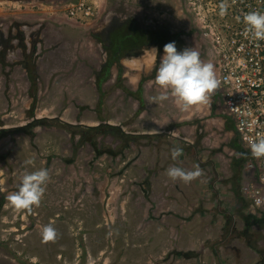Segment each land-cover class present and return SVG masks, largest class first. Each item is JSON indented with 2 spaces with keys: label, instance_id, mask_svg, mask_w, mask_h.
<instances>
[{
  "label": "rangeland",
  "instance_id": "rangeland-1",
  "mask_svg": "<svg viewBox=\"0 0 264 264\" xmlns=\"http://www.w3.org/2000/svg\"><path fill=\"white\" fill-rule=\"evenodd\" d=\"M75 1L0 0V264H264V222L247 220L242 193L244 147L217 89L227 135L207 129L208 115L177 122L170 91L152 102L169 42L196 50L217 78L205 33L218 32L228 1L95 0L87 21L67 14ZM54 120L113 128L91 142ZM171 166L201 174L172 180ZM39 169L49 172L39 205L15 208L7 197Z\"/></svg>",
  "mask_w": 264,
  "mask_h": 264
},
{
  "label": "built area",
  "instance_id": "built-area-1",
  "mask_svg": "<svg viewBox=\"0 0 264 264\" xmlns=\"http://www.w3.org/2000/svg\"><path fill=\"white\" fill-rule=\"evenodd\" d=\"M226 1L229 4H224V24L218 32L210 30L205 34L210 38V56L218 69L217 87L223 110L232 121L234 132L247 154L242 193L252 214L262 216L264 157H254L249 142L264 136V40L245 37L242 18L252 11L264 13V0ZM67 14L81 21L94 19L97 16L96 1L72 2Z\"/></svg>",
  "mask_w": 264,
  "mask_h": 264
},
{
  "label": "clouds",
  "instance_id": "clouds-1",
  "mask_svg": "<svg viewBox=\"0 0 264 264\" xmlns=\"http://www.w3.org/2000/svg\"><path fill=\"white\" fill-rule=\"evenodd\" d=\"M237 19L241 18L237 17ZM242 21L245 25L243 32L245 37L256 41L264 40V13L249 12L243 16ZM163 51L164 54L156 69L155 81L165 91L153 97L152 102L158 104L168 100L169 91L181 110H188L197 103L205 102L208 94L216 89L219 83L213 64L203 62L199 53L191 47L178 50L175 41L165 44ZM248 127H251V124ZM249 143L254 157H264V136ZM181 153L182 149L174 148L172 158L176 159ZM166 173L172 180H182L185 183L191 182L201 174L198 168L195 171H187L179 166L169 167ZM48 180L47 169L25 173L20 178L18 191L10 194L7 199L15 208L30 211L33 205H39ZM42 235L45 241L53 239L56 230L51 224L46 225L42 229Z\"/></svg>",
  "mask_w": 264,
  "mask_h": 264
},
{
  "label": "trees",
  "instance_id": "trees-1",
  "mask_svg": "<svg viewBox=\"0 0 264 264\" xmlns=\"http://www.w3.org/2000/svg\"><path fill=\"white\" fill-rule=\"evenodd\" d=\"M155 36L157 37V32H155V31L153 32L152 30H144V31L143 30H141V31L140 30H138V31L135 30V34H133V38L135 40H137V41L142 40L144 42L147 39H149V41H153ZM128 37H132V34H131V36H128ZM120 74H121V69H120ZM141 91H142V87H140L138 92H135V93L136 94L139 93L138 94V96H139ZM140 100L143 101L141 96H140ZM54 121L59 122L58 120H54ZM229 121L232 123V121L230 119H229ZM59 123L62 124L63 126H66L68 128L73 129V131L77 132V134H80L82 138L87 139V140H89L91 142L95 141V135L98 132H104L108 128H113V126L110 125V124H100V125H96V126H81V125L80 126L79 125L78 126H74V125H70L68 123H63V122H59ZM4 132H6V131H4V130L0 131V135H1V133H4ZM122 134L125 135V133H123V132H122ZM126 136H128V135H126ZM156 136H159V134L158 135H151V136H148V135L140 136L139 135V136H136V138H139V137H150V138H152V137H156ZM129 137H133V136H129ZM246 158H247V154H246V152H244L243 157L240 158V160H238L239 163L245 161ZM249 218H254L256 222H264V215L257 217V216H255L253 214H250L247 220H249Z\"/></svg>",
  "mask_w": 264,
  "mask_h": 264
},
{
  "label": "crops",
  "instance_id": "crops-1",
  "mask_svg": "<svg viewBox=\"0 0 264 264\" xmlns=\"http://www.w3.org/2000/svg\"><path fill=\"white\" fill-rule=\"evenodd\" d=\"M216 89H217V92H218V95L220 98L218 87ZM216 89H215V91H216ZM211 93L208 94V98L205 102L197 103V104L191 106L188 110H181L178 107V112L180 114V118H178L177 122H181V121H185V120H193L194 121L198 117H204V116L208 115V118L206 119V122H208V128L207 129H209V127H210V128H212V130H215L212 132H216V130H217V132H220L221 134L227 135L228 134V131H227L228 130V128H227L228 120L226 119V117H228V116L224 110L223 111L226 114V117H225V115H223V116L220 115L218 113V111H214V113H213L212 100L214 99V96ZM219 101L222 103L221 99H219ZM203 105H206L205 108L203 109V112L205 110H207V112H205L206 113L205 115H202L201 110H200L203 107ZM209 124H211L213 127L209 126ZM161 129H162V127L159 128V130H161ZM150 130H152V129H150ZM155 130H157V129H155ZM214 134L216 135L217 133H214Z\"/></svg>",
  "mask_w": 264,
  "mask_h": 264
},
{
  "label": "flooded vegetation",
  "instance_id": "flooded-vegetation-1",
  "mask_svg": "<svg viewBox=\"0 0 264 264\" xmlns=\"http://www.w3.org/2000/svg\"><path fill=\"white\" fill-rule=\"evenodd\" d=\"M160 38V34H158V37L155 36V41L158 42Z\"/></svg>",
  "mask_w": 264,
  "mask_h": 264
}]
</instances>
